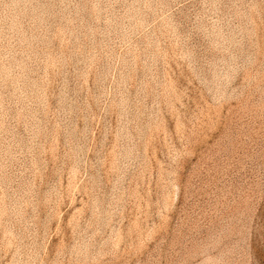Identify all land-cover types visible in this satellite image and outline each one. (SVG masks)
<instances>
[{"label":"rangeland","instance_id":"1","mask_svg":"<svg viewBox=\"0 0 264 264\" xmlns=\"http://www.w3.org/2000/svg\"><path fill=\"white\" fill-rule=\"evenodd\" d=\"M0 264H264V0H0Z\"/></svg>","mask_w":264,"mask_h":264}]
</instances>
